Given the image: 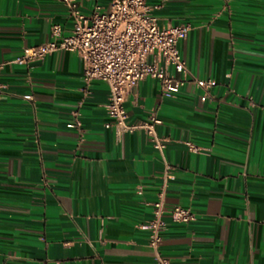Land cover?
Returning a JSON list of instances; mask_svg holds the SVG:
<instances>
[{
    "label": "crops",
    "instance_id": "1",
    "mask_svg": "<svg viewBox=\"0 0 264 264\" xmlns=\"http://www.w3.org/2000/svg\"><path fill=\"white\" fill-rule=\"evenodd\" d=\"M110 2L82 0L80 9ZM147 4L161 24L190 25L179 42L187 67L216 82L207 94L188 82L164 97L147 78L124 103L131 123L161 120L175 174L166 205L196 215L187 224L166 216L162 251L172 264H264V0ZM54 24L74 28L60 0H0V264H155L141 225L164 163L147 134L106 127L108 86L81 90L77 53L13 62L51 40Z\"/></svg>",
    "mask_w": 264,
    "mask_h": 264
},
{
    "label": "built area",
    "instance_id": "2",
    "mask_svg": "<svg viewBox=\"0 0 264 264\" xmlns=\"http://www.w3.org/2000/svg\"><path fill=\"white\" fill-rule=\"evenodd\" d=\"M60 1L68 5L74 19L72 32L63 34L61 25L54 24L51 40L26 48L13 62L29 64L42 61L47 55L59 50L77 53L83 63L82 75L78 79L81 90L85 94L89 93L94 80L108 86L106 110L113 123H107L106 127L114 126L118 134L136 130L147 134L163 160L164 170L157 196L151 202L152 217L141 227L149 231V246L155 264H172L162 251L163 232L167 224L165 218L168 215L175 223L187 224L194 221L196 215L189 207L166 205L169 183L175 174L165 156L167 140L157 131L161 120L151 113L147 119L131 123L124 103L131 89L147 78L159 81L164 97L176 96L188 82L194 83L207 94L216 82L191 74L187 67L179 42L188 36L190 25L172 21L161 24L151 14L147 0H111L108 8L97 6L88 14L80 9L82 0ZM25 97L30 99L31 95ZM80 125L78 120L69 124L73 128ZM187 145L193 152L207 150L193 142H187Z\"/></svg>",
    "mask_w": 264,
    "mask_h": 264
}]
</instances>
